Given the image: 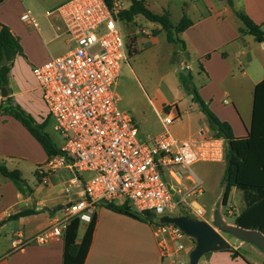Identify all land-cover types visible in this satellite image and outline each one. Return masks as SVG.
<instances>
[{
	"label": "crops",
	"instance_id": "1",
	"mask_svg": "<svg viewBox=\"0 0 264 264\" xmlns=\"http://www.w3.org/2000/svg\"><path fill=\"white\" fill-rule=\"evenodd\" d=\"M67 1L69 0H57L53 11ZM143 1L149 10L151 6H161L160 13L151 10L156 14L164 12L169 14L172 7V0ZM179 1L183 3L180 19L185 15L192 22V25L179 35L186 46L184 54L188 55V58L184 57L186 60L182 61V64L185 66L188 64L185 69L189 72H192V64H197L199 69L197 75L202 76V79L195 87L202 100L220 121L230 125L236 138L247 137L252 124L254 90L256 85L264 79V42L260 43L253 36L241 32L243 25L235 12H243L255 24L262 25L264 0H232L233 8L223 0ZM24 11L20 12L16 19H1L0 29L1 26H6L18 38L24 58L31 66L32 74L34 67L42 66L51 59L47 54L34 60L32 45L36 40L44 44L58 40L55 34L62 25L57 17H50L48 28H44L45 34L50 33V35L48 41H44L39 29L36 30L37 33H34L32 28L21 21L20 16ZM136 21H138L137 17L129 24L133 25ZM146 25L150 27V30L156 29L157 32L150 34L146 30L136 31L129 49L130 58L138 51L155 45L157 36L160 34L165 35L160 25L147 20ZM165 41H163L164 53L170 64L175 47L167 40ZM184 54L181 53V55ZM20 58H14L11 63L6 87L7 97L14 105H19L26 114L30 115L36 124H41L48 113L46 112L45 115L44 111L41 113L39 111V100L36 94L38 93L41 101L42 97L33 74L32 86H22L19 90L13 86L14 84L16 86L15 82L18 80V76L15 78V72L17 75L15 65ZM193 78L194 76L192 80ZM180 93L182 96L186 95L182 89ZM2 99L4 98L1 97L0 88V105ZM177 104L178 102L174 100L170 103L161 101L160 107L155 108L156 113L160 115V111H166L170 106H175L178 110ZM174 133L178 140L197 138L201 135L212 136L207 119L201 111L193 117L188 113V124L183 126L180 122V127L174 130ZM33 141L39 145L18 121L10 116L0 115V165L8 170H18L23 178L22 165L29 159V153L32 154ZM39 147L43 151L40 145ZM37 156L38 159L32 161L35 166L47 161L44 151L43 154L38 151ZM34 175L37 177L36 171ZM86 176L84 174L75 176L69 170L50 174L47 183L43 184L48 192L36 199L34 195L37 193L31 188L29 192H21L12 181L0 173V264H63V237L43 245L29 244L17 251H12L13 242L25 241L43 231L54 218H58L57 212L65 210L70 203L82 198ZM38 181L40 182L39 179ZM58 208L62 209L55 213L51 212ZM26 210L35 212L18 216ZM94 220L91 243L83 264H163V260L170 257L162 254L153 233V226L148 222L115 213L102 205L96 207ZM87 225L79 224L76 244L81 242ZM194 244L193 242V246L183 251L175 264H187L188 254ZM242 247L238 246L234 249L240 251ZM247 251L253 258L256 257L254 252ZM241 255L242 257L232 258L230 253L225 251L213 252L202 257L198 264H255L243 254Z\"/></svg>",
	"mask_w": 264,
	"mask_h": 264
},
{
	"label": "built area",
	"instance_id": "2",
	"mask_svg": "<svg viewBox=\"0 0 264 264\" xmlns=\"http://www.w3.org/2000/svg\"><path fill=\"white\" fill-rule=\"evenodd\" d=\"M129 5V0H111L110 5L104 0H69L46 14L61 21L55 37L64 38L69 50L32 69L54 131L63 142L59 154L39 166L36 175L42 184L60 170L88 177L83 197L70 203L62 218H54L46 229L25 241L13 242L12 251L62 238L74 218L89 224L99 205L126 204L148 216L162 254L172 257L184 249L177 244L183 233L159 219L176 217L166 212L177 208L197 219L205 214L196 203L203 190L191 166L222 163L224 140L209 135L178 140L169 128L179 113L170 106L161 119L165 131L149 144H141L133 119L117 107L113 85L129 57L119 15ZM20 19L39 29L29 11Z\"/></svg>",
	"mask_w": 264,
	"mask_h": 264
},
{
	"label": "rangeland",
	"instance_id": "3",
	"mask_svg": "<svg viewBox=\"0 0 264 264\" xmlns=\"http://www.w3.org/2000/svg\"><path fill=\"white\" fill-rule=\"evenodd\" d=\"M56 2L57 0H6L0 6V20L3 18L16 19L20 12L28 10L38 24L41 38L44 41H48L50 33L46 35L44 30V28H48L49 23V18L46 16V13L55 9L54 5ZM171 2L172 7H170L169 12L170 20L176 25L180 19L183 3L179 0H172ZM151 10L156 13L162 11L159 5L151 6ZM137 18L138 21L133 25L122 23L123 32L128 39L129 49H131L134 40L133 36L136 31L141 32L142 30H146L150 34L157 32L156 29L150 30V27L146 25V20L143 17L139 16ZM32 30L34 33H37L35 29ZM165 40V35L162 33L157 36L155 45L150 46L146 50L138 51L132 58L128 57L127 64H125L126 62L124 63L125 65L123 64L120 76L113 85V90L118 98L117 107L119 110L128 113L133 119L137 129V140L141 144H149L152 139L165 131L161 124V119L165 115V110L160 111V115H158L155 109L160 107L161 101H164V103H170L173 100L178 102L177 111L181 114V117L174 123L172 128H169V132L174 137H176L174 130L180 127V122H182L183 126L188 124V113H190L192 117L200 113L199 106L194 103L187 94L182 96L180 93L182 89L180 85V76L186 75L189 72L185 69L188 64L185 66L182 64V61H185L186 59L184 57L188 58V55H181L182 52L179 53V50L174 45V51L177 49L178 54L174 55L173 52L172 62L169 64L164 53L163 41L166 42ZM68 50L64 38L47 42V44L36 40L32 45L34 60H38L47 54H49L50 58L60 57L65 55ZM20 57L18 64L15 65L17 70V75L15 72V78L18 76V80L15 82L16 86L15 84L13 85L18 90L21 89L22 86L28 87L34 84L29 62L25 60L24 55ZM191 68L192 72L189 73L194 76L192 83L195 86L202 79V76L198 77L197 75L199 69L196 63L192 64ZM36 95L39 100V111L40 113L44 111L46 115L47 109L43 100L41 101L38 93ZM43 131L48 134L51 142L57 148L62 145V138L54 131V123L51 118ZM33 144L35 149L33 148L32 154H30L28 150L29 159L25 160V163L22 165V175L27 185L37 193L34 197L38 199L43 193H47L48 190L34 175L35 171L38 170L37 168L42 166L43 163L35 166L32 161L38 159V151L42 154L43 151L35 141H33ZM191 171L200 181L203 190V194L196 199V203L205 213L200 220L213 225L212 220L214 216L218 214L225 223L234 224L237 215L244 208V203L242 200V193L236 189H231L226 204H222L225 191V184L223 183L225 162H198L191 166ZM86 175L87 174L84 173V176ZM87 177L88 176H86V178ZM131 210L134 211L132 207ZM64 211L63 209L57 212V217L62 218ZM166 214L178 216L186 215L188 212L183 208H177L171 213L166 212ZM188 215L195 218L191 213ZM222 236L227 239L230 246L233 248L243 246L239 252L249 260L253 261L255 264H264L263 252L250 244L239 242L226 234H222ZM193 242V239L183 235V237L177 241V244H181L184 249L177 252L175 256L165 258L163 264H175L179 257L182 256L183 251L187 247L193 246ZM247 250L254 252L256 257L253 258L251 254H248ZM256 258L258 259L256 260Z\"/></svg>",
	"mask_w": 264,
	"mask_h": 264
},
{
	"label": "trees",
	"instance_id": "4",
	"mask_svg": "<svg viewBox=\"0 0 264 264\" xmlns=\"http://www.w3.org/2000/svg\"><path fill=\"white\" fill-rule=\"evenodd\" d=\"M6 0H0V5ZM110 5L111 0H104ZM127 10L120 13L119 18L123 23H131L138 16L143 17L151 23L160 25L165 33L168 43L173 44L184 54L186 46L179 35L188 29L192 22L183 15L179 22L174 25L167 12L156 14L149 10L143 0H129ZM233 8L232 0H223ZM240 19L243 28L242 33L253 36L258 42H264V30L262 25L255 24L243 12H235ZM177 49L174 55H177ZM3 55L6 56L8 64L1 66ZM23 56L19 40L6 26L0 29V88L7 87L8 75L14 58ZM180 85L191 100L199 106L200 111L207 119L208 128L213 137L222 138L225 142V173L223 183L225 191L222 204L225 205L231 189L242 193L244 208L237 215L234 225L245 229L258 230L264 234V79L259 82L253 94L252 124L247 137L236 138L227 122L220 121L208 108L200 97L196 87L192 83V75L188 72L180 76ZM0 115H7L18 121L30 135L39 143L45 152L47 159L59 154V149L51 142L50 137L43 130L50 120L49 115L41 124H36L33 118L26 114L19 105H14L9 97L2 99ZM0 173L12 181L21 192L31 191L26 181L21 177L18 170H8L0 165ZM115 213L132 217L137 220L150 223L148 216L132 211L126 204L121 206H107ZM34 210H26L19 215H29ZM142 216V217H141ZM78 218L70 221L63 235L64 254L63 264H83L89 249L92 232L95 224L94 215L87 225L83 238L76 244V236L79 224ZM231 237V236H230ZM195 243V242H194ZM225 252L230 253L232 258L242 257L239 250L230 247Z\"/></svg>",
	"mask_w": 264,
	"mask_h": 264
},
{
	"label": "water",
	"instance_id": "5",
	"mask_svg": "<svg viewBox=\"0 0 264 264\" xmlns=\"http://www.w3.org/2000/svg\"><path fill=\"white\" fill-rule=\"evenodd\" d=\"M8 64L7 58L3 55L1 66ZM8 95L6 87L1 88V97ZM69 206H66L67 208ZM58 208L52 210L55 213ZM213 225L189 215H179L176 217L164 216L159 219L161 224H172L177 227L184 236L194 240L193 249L188 254L187 264H198L199 260L206 254L225 251L231 246L222 234L233 237L239 242L247 243L264 253V234L254 229H245L238 225L227 224L216 214L213 218Z\"/></svg>",
	"mask_w": 264,
	"mask_h": 264
}]
</instances>
